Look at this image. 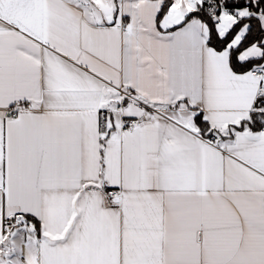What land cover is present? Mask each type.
Instances as JSON below:
<instances>
[{
  "label": "snow or ice",
  "instance_id": "obj_1",
  "mask_svg": "<svg viewBox=\"0 0 264 264\" xmlns=\"http://www.w3.org/2000/svg\"><path fill=\"white\" fill-rule=\"evenodd\" d=\"M0 264H264V0H0Z\"/></svg>",
  "mask_w": 264,
  "mask_h": 264
}]
</instances>
